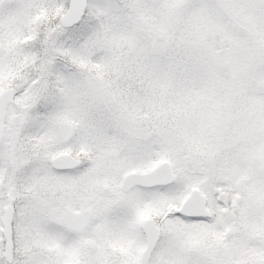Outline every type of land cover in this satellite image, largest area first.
I'll return each mask as SVG.
<instances>
[{"label": "snow or ice", "instance_id": "1", "mask_svg": "<svg viewBox=\"0 0 264 264\" xmlns=\"http://www.w3.org/2000/svg\"><path fill=\"white\" fill-rule=\"evenodd\" d=\"M0 264H264V0H0Z\"/></svg>", "mask_w": 264, "mask_h": 264}]
</instances>
